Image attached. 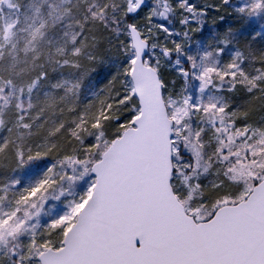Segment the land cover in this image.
Instances as JSON below:
<instances>
[{"label":"snow or ice","instance_id":"snow-or-ice-1","mask_svg":"<svg viewBox=\"0 0 264 264\" xmlns=\"http://www.w3.org/2000/svg\"><path fill=\"white\" fill-rule=\"evenodd\" d=\"M0 264H264V0H0Z\"/></svg>","mask_w":264,"mask_h":264}]
</instances>
